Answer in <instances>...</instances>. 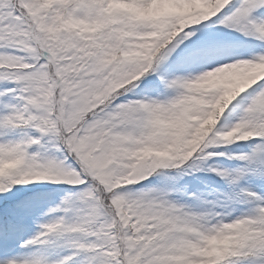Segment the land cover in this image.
Masks as SVG:
<instances>
[{"label": "snow or ice", "instance_id": "1", "mask_svg": "<svg viewBox=\"0 0 264 264\" xmlns=\"http://www.w3.org/2000/svg\"><path fill=\"white\" fill-rule=\"evenodd\" d=\"M0 264H264V0H0Z\"/></svg>", "mask_w": 264, "mask_h": 264}]
</instances>
